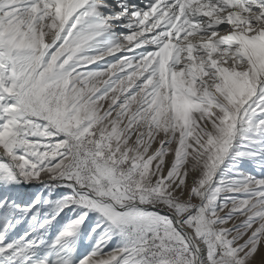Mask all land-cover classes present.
Listing matches in <instances>:
<instances>
[{
    "label": "snow or ice",
    "instance_id": "1",
    "mask_svg": "<svg viewBox=\"0 0 264 264\" xmlns=\"http://www.w3.org/2000/svg\"><path fill=\"white\" fill-rule=\"evenodd\" d=\"M0 264H264V0H0Z\"/></svg>",
    "mask_w": 264,
    "mask_h": 264
},
{
    "label": "rangeland",
    "instance_id": "2",
    "mask_svg": "<svg viewBox=\"0 0 264 264\" xmlns=\"http://www.w3.org/2000/svg\"><path fill=\"white\" fill-rule=\"evenodd\" d=\"M133 2H136V3H140L141 2V0H133ZM223 33V32H222ZM224 34V33H223ZM223 34H221V35H223ZM117 55H120L119 53H117ZM106 59H111V57H108V58H106Z\"/></svg>",
    "mask_w": 264,
    "mask_h": 264
},
{
    "label": "bare ground",
    "instance_id": "3",
    "mask_svg": "<svg viewBox=\"0 0 264 264\" xmlns=\"http://www.w3.org/2000/svg\"><path fill=\"white\" fill-rule=\"evenodd\" d=\"M221 34H223V33H221Z\"/></svg>",
    "mask_w": 264,
    "mask_h": 264
}]
</instances>
